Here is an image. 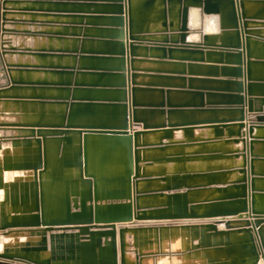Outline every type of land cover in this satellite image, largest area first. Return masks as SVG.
I'll return each instance as SVG.
<instances>
[{
	"label": "water",
	"instance_id": "1",
	"mask_svg": "<svg viewBox=\"0 0 264 264\" xmlns=\"http://www.w3.org/2000/svg\"><path fill=\"white\" fill-rule=\"evenodd\" d=\"M147 1L151 6L158 0ZM159 1L162 5L161 27L164 29V36L160 40L141 37L137 10L133 8L132 0H90L86 4L88 8L94 5L104 9L91 12L87 17L105 21L100 26L103 28H99L101 36L96 38L102 39L107 50H81L79 55L74 50L72 53L66 51V54H72L74 58L79 56L81 60L111 61L116 64L99 67L91 62L90 66L79 67L77 72L97 76L95 82L74 85L83 87V91H77L83 92L81 95H75L76 90H73L71 97L69 93L64 100L40 95L37 97L39 101L34 102V106L43 107L46 103L61 101L66 107L65 122L48 124L39 119L24 125L28 128L29 137L36 135L41 138L36 140L37 151L33 162L16 166L32 171L34 175L29 192L33 194L29 215L25 202L26 183L20 184L19 192L11 187L9 189L7 184L1 188L2 170L7 175L12 168L10 158H3V168L0 167V190L4 193L0 202V264H145L142 253L136 252L137 258L134 260L128 255L127 235L156 233L158 228L151 226L183 221L195 223L184 227L194 232V239H200L197 249L204 248V237L218 238L219 243L213 241V248L231 244L240 246V258L232 259L231 264H238L237 260L241 264H264V209L256 207L257 198L264 199V190L255 187L256 179H264V174H256L254 168V163L264 161V156L253 152L254 142L259 140L264 144V136H253L254 129H264V106L257 109L252 107L253 101L248 98L250 85L245 86L244 93L246 75L250 72L246 70L244 82L241 70L246 65L244 55L249 49L246 40L249 36H261L254 35L249 28L250 21L254 19L246 14L243 0ZM1 5L0 0V9ZM191 15L198 19L195 16L192 19ZM204 16L219 18L223 38L200 32ZM190 22L193 25L191 28ZM198 34L201 36L199 41L188 42V37L193 38ZM72 36L79 35L72 33ZM215 38L220 39L219 43L212 42ZM148 47L151 51L161 52L160 60H171L174 53L201 54L203 51H211L218 56L225 53L226 57L235 58V62L228 65L234 66L233 77L239 81L233 83L237 90L231 93L238 96L230 105L233 110H238L239 116L232 120H215L210 124L171 122L170 118L182 110L168 100L169 90H159L161 98L166 95L167 99H162L158 105L138 101L137 93L152 92L147 90L149 88L140 87L135 80L138 70L135 63L140 62L136 58H141L138 51H147ZM53 70L74 75L76 68L67 66ZM66 87L70 89L71 86L66 84ZM95 88H98L96 94ZM107 93H111V96H107ZM96 107L110 108L112 117L95 119ZM155 114L165 116L166 120L149 123L148 116ZM229 123H238L235 125L239 131L231 134L230 138L233 139L232 144L241 146L233 156L236 160L241 159V163L239 167L228 169L225 176L238 174V179H220L209 174L218 171L215 167L205 171L201 166L193 165L222 160L215 151L210 155H205L204 149L185 155L180 151L168 153L177 147L201 148L205 143L203 140H174L175 131H182L187 140L191 139L189 129L214 125L210 127L216 140L221 137L219 129ZM137 127H141V130H137ZM156 133H162L158 141L139 143L140 137ZM54 137H59L65 144L60 158L62 168L66 170L63 181L65 194L64 198L57 199L60 206L54 210V206L50 205L46 213L39 186L42 169L48 163L46 144L49 138ZM141 150L159 151L166 155L141 158ZM113 162H116L118 173L110 181L106 169ZM141 163L146 167L155 164L166 167L162 172L143 173L140 171ZM170 164L173 166H167ZM111 182L118 184L120 189H107L105 185ZM207 190L210 192L206 195ZM18 193L20 207L12 203ZM10 213L21 216L9 218ZM220 225L223 226L221 230L218 229Z\"/></svg>",
	"mask_w": 264,
	"mask_h": 264
},
{
	"label": "crops",
	"instance_id": "2",
	"mask_svg": "<svg viewBox=\"0 0 264 264\" xmlns=\"http://www.w3.org/2000/svg\"><path fill=\"white\" fill-rule=\"evenodd\" d=\"M245 12L250 16L253 21H250L249 28L252 29L254 35H259L261 37L249 36L246 43L249 44V49L245 52L246 65L241 68L243 74V81L245 82V72L249 70V75H246V83H244V93L245 86L250 85L251 91L249 92V97L253 101L252 107L257 109L264 106V0H243ZM147 0H132L133 8L137 10V26L141 30V37L147 39L160 40L163 38L164 29L161 27L162 23V5L161 1L154 2L151 6H148ZM90 12H101V7H96L91 5ZM60 9H67L72 11L75 9L76 12L85 10L84 4L77 2L73 6L67 4V6H60ZM66 16H61L60 22L67 21ZM75 25L66 26L61 25V28H65L66 31L74 30L76 34L83 36L85 31L92 37H72V38H61V41H54L57 45L63 46L62 51H68L72 48L71 43L75 41V47L73 50L79 55L81 50H87L92 52H104L106 46L101 41L102 39H97L96 36H101L102 31H95L96 28H91L85 23L95 22V19H90V17L85 16H75ZM201 23L200 32L208 33L211 35H216V37H221L224 35L222 32V24L219 18L216 17H203ZM100 20V19H99ZM192 20V19H191ZM218 20V21H217ZM101 21V20H100ZM170 21V19H168ZM192 22V21H191ZM189 23V27H193L192 23ZM212 30V31H211ZM157 34V35H156ZM201 36L188 37V42L199 41ZM220 39L212 41L213 43H219ZM55 45V44H54ZM53 45V47H54ZM60 46V47H61ZM147 51H138L140 62L135 63V67L139 69V79L138 83L141 86L149 88L147 90H152L148 93H139L138 97L140 102H145V104L158 105L161 100L165 101L167 99L166 95L161 98L159 90L166 92L170 91L168 100L171 104L177 105L181 108V113L170 118L171 122L186 121L189 123H204L210 124L215 122V120H232L239 116L238 110H233V106L230 104L235 102L234 97L238 94L235 92L237 90L234 82H239L233 77L234 66L228 65L235 62V58L226 57L225 53L222 56H218L216 53L211 51H203L201 54H179L174 53L173 59L171 60H160L162 57L161 52L151 51V48H146ZM58 57H53L51 60V65H49L50 70H44L43 74L36 79V73L34 75V83L43 84L44 97L46 98H59L65 99L73 94V90H76L75 95L83 94L78 93V90L83 91V87H74L75 84L78 86L82 83H91L97 80V76H89L77 72V69L83 68V66H88L92 62L95 66H107L112 67L116 62L111 61H90L81 60L77 56L75 59L66 60L64 56L58 55ZM74 60V62H73ZM97 63V65H96ZM48 66V65H47ZM67 66H75L76 71L74 75L68 73L60 74L57 70L53 68H62ZM52 68V69H51ZM59 73V74H57ZM73 74V73H72ZM95 75V74H94ZM66 84H70V89H67ZM36 86V85H35ZM74 88V89H73ZM82 88V89H81ZM168 88V89H167ZM70 90V92L68 91ZM94 94L97 93L98 88L93 89ZM101 91V90H99ZM154 91V92H153ZM107 96H111V93H107ZM55 100V99H53ZM59 103H46L43 107L34 106V115L31 116L30 111L28 115L29 122H37L39 119H43L44 123H63L66 117V107L61 101H56ZM61 102V103H60ZM97 111L94 114L95 119H106L110 118L111 112L110 108L96 107ZM246 110V108H245ZM248 117V115H246ZM42 117V118H41ZM149 117V123H159L164 122L165 116L156 115ZM248 119V118H247ZM246 123V122H245ZM238 123L225 124V128H220L221 137L215 140L214 130L210 126L214 125H202L197 126V128L189 129L191 139H185L182 131H175L173 133V139L181 142H186L188 140L204 141V145L199 147L183 148L177 147L176 149H171L172 153L180 151L182 154L192 153L198 149H204L205 155H210V153L217 154L222 160L217 162H205L193 165H199L202 169L207 171V168L218 169L216 172H209V174L218 176L220 179L225 180H235L240 178L238 174L227 175L228 169L239 167L241 159H234V153L240 150L241 146L231 143V134H236L238 132ZM224 125V124H222ZM204 126V127H203ZM222 127V126H220ZM30 136V133H28ZM162 136V133L149 134L139 138L140 144H146L158 141ZM254 137H263L264 129H254ZM41 139L36 135L34 138H28V141L32 142L31 147L22 148V144L13 146V149L7 150L9 155H12L10 159L12 162V168L6 172L2 170L1 176V188L7 184L8 188L11 187L14 191H20V184L26 183L27 187V210L33 205V194H29L30 187L33 184V172L21 169V164L25 162H33V157L36 154V140ZM24 141V140H23ZM257 142L253 143L254 154L258 156H264V144ZM17 149V151L15 149ZM47 152L46 159L48 161L45 169H42L41 182L39 188L40 195L43 200L45 207V212L48 213L46 209L48 206L52 205L55 208L60 204L57 199L64 198L65 194V175L66 170L62 168L63 151L65 149V144L59 137L49 138L46 144ZM166 154H162L159 151H148L141 150V158H146L150 156L161 157ZM27 156V157H26ZM1 157L2 154H1ZM17 157V159H14ZM59 158V159H58ZM0 167L3 168L0 162ZM111 167H107L106 176L111 181V178L116 176L118 171L116 170V162L111 163ZM140 171L143 173H158L162 172L166 165L155 164L152 167H146L144 164H140ZM172 167L173 165H167ZM254 168L256 174H264V161L255 162ZM39 172V171H38ZM55 180V181H54ZM10 183V184H9ZM144 186V184H141ZM23 186V185H22ZM107 189H120L118 184L109 183L106 184ZM255 187L258 190H264V179L257 178L255 181ZM32 188V187H31ZM10 189V188H9ZM16 189V190H15ZM210 191L207 190L206 195ZM3 193V191H2ZM20 195L18 193L15 199H12V203H16L20 207L19 200ZM257 209H264V199L257 198ZM26 210V211H27ZM47 210V211H46ZM52 212H56L51 209ZM50 210V211H51ZM29 212L27 213L29 215ZM17 213H10L9 218H19ZM195 224L194 222L183 221L168 223L164 225L151 226L158 228V232H143L141 234H128L126 241L129 248V256L134 260L137 258L136 252L142 253V260L145 264H231L232 259L236 260L240 258L241 248L239 245L234 246L231 244L229 246H222L220 248H213V241L219 243L218 238H205L204 237V248H198L200 245V239H194L195 234L190 228L184 226H190ZM150 226H146L149 228ZM161 228V229H160ZM264 228V227H262ZM218 229H223V226H218ZM264 230V229H263ZM161 231V232H160ZM164 235V236H162ZM166 235V236H165ZM188 235V236H187ZM169 236V237H168ZM206 236V235H204ZM170 238V239H169ZM188 240V241H187ZM191 242V243H190ZM224 243V240H221ZM149 244V245H148ZM143 245V246H142ZM146 247H145V246ZM154 245V246H153ZM211 248L208 249V246ZM177 246V247H176ZM186 246V247H185ZM234 246V247H233ZM169 248V249H168ZM231 248L233 250H231ZM199 252V253H198ZM193 253V254H192ZM188 256V257H186ZM200 256V257H196ZM194 257V258H193ZM170 259V260H169ZM237 260L238 264H241Z\"/></svg>",
	"mask_w": 264,
	"mask_h": 264
},
{
	"label": "rangeland",
	"instance_id": "3",
	"mask_svg": "<svg viewBox=\"0 0 264 264\" xmlns=\"http://www.w3.org/2000/svg\"><path fill=\"white\" fill-rule=\"evenodd\" d=\"M1 1L0 162L2 163V159L6 156L10 159L12 158V155H9L8 151L5 154V151L13 149V144H22V148L32 146V142L28 141V128L24 125L29 122V111L31 116L34 115V102L39 101L37 97L45 92L41 84L34 83L35 73L36 79H38L44 70H50V59L54 56L60 58L58 55H62L66 60L75 59L71 56L72 54H66V51L59 50L63 49V46L60 45V47L53 43L54 41L63 42L61 38L77 37L72 36V33H76L74 30L72 32L66 31L65 28H61V25H75V16L86 17L93 12L91 13V9L86 5L90 0ZM77 2L84 4L87 12H76L75 9L68 11L67 9L59 8L60 6H67V4L73 6ZM101 10L103 11L104 9ZM61 16H69V18H67L66 22H60ZM194 16L191 15V18L193 19ZM196 18L198 19L197 16H195ZM94 21L85 24L89 27L91 26V28H96L94 29L95 31H100L103 28L100 26L104 25L105 21H100L99 19ZM84 35L90 36L86 31ZM78 37L80 38L81 36L79 35ZM71 46L72 48L75 47V41L71 43ZM72 48L68 50L71 53L74 51ZM138 57L140 56L138 55ZM136 59L139 61L138 58ZM139 72L138 69L136 82L139 79ZM140 87L144 88L145 86L140 85ZM138 95L139 93H137V98L140 101ZM139 110H137L138 113L140 112ZM137 130H141V127H137ZM15 150L17 151V149ZM1 154L3 157H1ZM14 159H17V157H14ZM3 196L4 193L0 190V202L3 200Z\"/></svg>",
	"mask_w": 264,
	"mask_h": 264
},
{
	"label": "bare ground",
	"instance_id": "4",
	"mask_svg": "<svg viewBox=\"0 0 264 264\" xmlns=\"http://www.w3.org/2000/svg\"><path fill=\"white\" fill-rule=\"evenodd\" d=\"M214 18V17H213ZM218 21V20H217ZM212 31V30H211ZM21 189V188H20ZM162 236H164V235H162ZM166 236V235H165ZM188 236V235H187ZM169 237V236H168ZM170 239V238H169ZM188 241V240H187ZM191 243V242H190ZM149 245V244H148ZM143 246V245H142ZM145 246V245H144ZM154 246V245H153ZM146 247V246H145ZM177 247V246H176ZM186 247V246H185ZM169 249V248H168ZM199 253V252H198ZM193 254V253H192ZM186 257H188V256H186ZM196 257H200V256H196ZM194 258V257H193ZM170 260V259H169Z\"/></svg>",
	"mask_w": 264,
	"mask_h": 264
}]
</instances>
